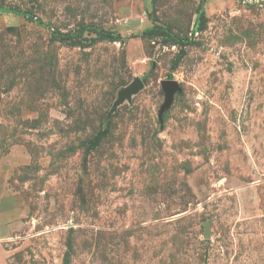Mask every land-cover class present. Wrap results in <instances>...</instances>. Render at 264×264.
I'll list each match as a JSON object with an SVG mask.
<instances>
[{
	"label": "rangeland",
	"instance_id": "1",
	"mask_svg": "<svg viewBox=\"0 0 264 264\" xmlns=\"http://www.w3.org/2000/svg\"><path fill=\"white\" fill-rule=\"evenodd\" d=\"M0 264H264V0H0Z\"/></svg>",
	"mask_w": 264,
	"mask_h": 264
},
{
	"label": "water",
	"instance_id": "2",
	"mask_svg": "<svg viewBox=\"0 0 264 264\" xmlns=\"http://www.w3.org/2000/svg\"><path fill=\"white\" fill-rule=\"evenodd\" d=\"M143 87L142 81L137 78L132 82L129 86L123 89V91L119 94V99L115 103L113 108V112L117 109L119 105L124 103L127 99H131L133 94L138 93ZM162 87L165 92V103L159 113V117L162 119L164 113L172 106L174 95L176 92L179 91V86L176 81L174 80H167L162 82ZM205 239L211 238V224L207 222L205 224V232H204Z\"/></svg>",
	"mask_w": 264,
	"mask_h": 264
},
{
	"label": "trees",
	"instance_id": "3",
	"mask_svg": "<svg viewBox=\"0 0 264 264\" xmlns=\"http://www.w3.org/2000/svg\"><path fill=\"white\" fill-rule=\"evenodd\" d=\"M20 14V13H19ZM203 17L205 18V15H203L201 18L203 19Z\"/></svg>",
	"mask_w": 264,
	"mask_h": 264
}]
</instances>
